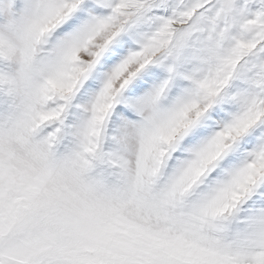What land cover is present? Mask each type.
Here are the masks:
<instances>
[{
	"label": "snow or ice",
	"instance_id": "snow-or-ice-1",
	"mask_svg": "<svg viewBox=\"0 0 264 264\" xmlns=\"http://www.w3.org/2000/svg\"><path fill=\"white\" fill-rule=\"evenodd\" d=\"M21 35L48 53L41 95L75 68V100L143 123L175 179L128 212L0 147V264L264 260V227L234 239L240 217L264 224V0H0V49Z\"/></svg>",
	"mask_w": 264,
	"mask_h": 264
},
{
	"label": "rangeland",
	"instance_id": "rangeland-1",
	"mask_svg": "<svg viewBox=\"0 0 264 264\" xmlns=\"http://www.w3.org/2000/svg\"><path fill=\"white\" fill-rule=\"evenodd\" d=\"M16 46L15 55L0 49V147L20 161L47 166L95 205L134 212L142 198L158 199L168 191L175 177L156 175L159 155L143 123L112 130L103 98L77 102L75 68L48 81L41 95L48 53L22 35ZM262 227L258 215L240 217L234 239L244 243Z\"/></svg>",
	"mask_w": 264,
	"mask_h": 264
},
{
	"label": "bare ground",
	"instance_id": "bare-ground-1",
	"mask_svg": "<svg viewBox=\"0 0 264 264\" xmlns=\"http://www.w3.org/2000/svg\"><path fill=\"white\" fill-rule=\"evenodd\" d=\"M105 108H106V107H105ZM105 108H104V110H105ZM23 156H24V155H23ZM93 187H94V186H93ZM107 187H108V186H107ZM80 190H81V189H80ZM92 199H93V198H92ZM100 200H101V199H100ZM100 200H99V201H100ZM91 201H93V200H91ZM91 204H92V203H91Z\"/></svg>",
	"mask_w": 264,
	"mask_h": 264
}]
</instances>
